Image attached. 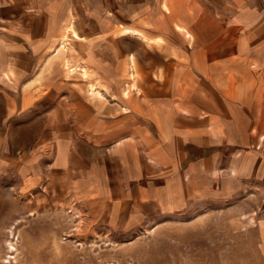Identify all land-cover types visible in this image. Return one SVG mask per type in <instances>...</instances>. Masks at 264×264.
<instances>
[{"label": "crops", "instance_id": "1", "mask_svg": "<svg viewBox=\"0 0 264 264\" xmlns=\"http://www.w3.org/2000/svg\"><path fill=\"white\" fill-rule=\"evenodd\" d=\"M159 8L157 34L114 35L141 49L106 58L84 35L52 55L66 7L0 0V189L123 233L263 189L264 0ZM147 50L138 69L162 78L132 82Z\"/></svg>", "mask_w": 264, "mask_h": 264}, {"label": "rangeland", "instance_id": "2", "mask_svg": "<svg viewBox=\"0 0 264 264\" xmlns=\"http://www.w3.org/2000/svg\"><path fill=\"white\" fill-rule=\"evenodd\" d=\"M45 1L47 15L59 17L64 7L71 14L57 29L60 39L52 55L84 35L90 36L88 43H98L96 48L107 58L114 44L141 49L139 40L127 36L114 41V35L130 28L155 35L161 27L162 0ZM28 28L38 36L48 26ZM101 34L103 38H94ZM152 45L148 47L153 51L159 49ZM147 51L134 62L140 73L132 82L162 78L138 69L154 62L155 53ZM95 220L78 210L39 209L10 187L1 188L0 264H264V187L248 188L235 200L202 201L186 213L156 218L134 233L113 231Z\"/></svg>", "mask_w": 264, "mask_h": 264}]
</instances>
